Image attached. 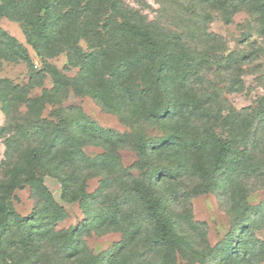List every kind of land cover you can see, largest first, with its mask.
Instances as JSON below:
<instances>
[{
	"label": "trees",
	"instance_id": "1",
	"mask_svg": "<svg viewBox=\"0 0 264 264\" xmlns=\"http://www.w3.org/2000/svg\"><path fill=\"white\" fill-rule=\"evenodd\" d=\"M201 2L231 14L259 12L264 20V2L258 0ZM1 19L19 26L42 69L34 71L26 47L0 28V62H23L30 72L23 86L0 79L7 118L0 132L7 150L0 170V264H143L137 258L128 262L136 245L156 264H176L184 248L203 263L216 256L218 264L264 259V244L252 234L264 211L257 217L250 213L243 175L255 169L256 157L245 145L253 119L245 117L246 110L229 109L224 117L222 110L213 113L217 96L203 79L211 68L208 53L216 50L207 51V60L198 64L183 33H165L123 0H0ZM219 50L217 65L224 61ZM61 54L65 70H76L74 76L49 64ZM46 75L51 89L32 96ZM230 82L241 86L233 76ZM69 94L89 98L131 131L103 128L80 108L63 106ZM46 106L56 107L50 117L43 116ZM145 128L160 136H148ZM88 147L102 151L90 156ZM124 149L136 157L129 168L119 162L118 151ZM46 177L60 185L63 202L82 207L81 225L56 229L65 211L44 184ZM95 177L98 188L89 194L87 181ZM179 187L187 191L181 203L190 195L215 192L235 213L231 234L218 252L198 247L195 235L206 227L193 221L189 208L176 216L166 210L165 202L172 203ZM24 188L34 199L25 217L12 203ZM92 231H118L122 239L92 254L81 240Z\"/></svg>",
	"mask_w": 264,
	"mask_h": 264
},
{
	"label": "rangeland",
	"instance_id": "2",
	"mask_svg": "<svg viewBox=\"0 0 264 264\" xmlns=\"http://www.w3.org/2000/svg\"><path fill=\"white\" fill-rule=\"evenodd\" d=\"M133 8L140 9L149 20L160 25L165 33L178 31L183 33L185 41L195 50V57L198 64L201 60L209 59L211 68L205 69L206 77L203 79L206 90L216 94L217 100L211 106L213 113L222 110V116L233 109L237 114L245 111V117L253 119L250 130L247 132L245 145L251 147L256 162L253 171L243 173L246 182V189H249L248 204L250 213L258 216V210L264 211V20L259 12L238 10L231 14L230 10L224 8L215 9L211 4H202L201 0H123ZM264 2V0H258ZM0 28L13 37L18 43L26 47L32 61L33 70L40 71L42 64L27 46L19 26L6 19L0 20ZM84 46V45H82ZM222 50L223 62L217 65L214 57L220 55ZM214 49L216 51L208 53ZM228 57H230L228 59ZM212 58V59H211ZM211 59V60H210ZM228 59V63H226ZM216 61V62H215ZM66 58L64 54L50 59L49 64L56 67L66 76L72 77L76 70H65ZM201 69V66H200ZM204 74V73H203ZM29 68L23 62H0V79H7L13 84L23 86L29 82ZM239 80L241 86L231 85ZM52 81L46 75L41 87L34 88L32 96L39 95L42 89H51ZM65 107H78L89 118L99 126L110 129L117 133L130 132V127L122 123L115 115L102 110L87 97H76L69 94L63 102ZM56 107L46 106L43 110L44 117L52 116ZM6 115L0 104V132L6 127ZM145 133L151 137H159L160 134L154 129L145 128ZM5 138L0 137V170L6 161ZM99 148L88 147L85 152L92 156L100 153ZM119 162L123 168H129L135 162L136 157L130 150L118 151ZM257 163V164H256ZM131 173L136 175L135 171ZM167 181V179L165 180ZM44 184L51 192L53 198L64 208L65 215L56 229H69L81 225L85 219L82 207L78 203H65L61 200L60 185L53 179L46 177ZM99 184V178H91L87 181L86 191L94 193ZM184 184L189 186L188 180ZM166 195L165 186L161 190ZM187 191L182 187L177 188V194L173 197L172 203L165 202L168 212L181 215L184 209L189 208L192 212L193 221L204 223L206 229L201 235H195L198 247L203 252H209L227 241L231 234V226L235 213L232 214L227 200L220 199L217 193L202 194L199 196L190 195L186 203L182 202L183 194ZM166 197V196H165ZM227 199V197H225ZM170 199V198H169ZM229 199V198H228ZM13 207L20 216H27L33 209L34 199L28 188L15 192L12 200ZM184 203V204H183ZM255 210H254V209ZM257 210V211H256ZM252 227V234L264 244V219L256 220ZM198 236V237H197ZM193 238V237H191ZM122 234L118 231L97 234L94 231L90 234H83L81 240L87 250L92 254H99L111 246L119 243ZM136 249H129L128 262L137 261L143 264H156L153 257L142 252V246L136 245ZM185 250L176 255V264H218L219 257H211L203 263L198 256ZM218 252V251H217ZM218 254V253H215ZM244 264H264V259L254 261L246 259Z\"/></svg>",
	"mask_w": 264,
	"mask_h": 264
}]
</instances>
